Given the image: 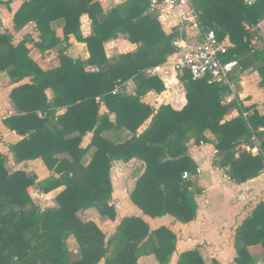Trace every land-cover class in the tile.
I'll return each mask as SVG.
<instances>
[{
  "label": "trees",
  "instance_id": "trees-1",
  "mask_svg": "<svg viewBox=\"0 0 264 264\" xmlns=\"http://www.w3.org/2000/svg\"><path fill=\"white\" fill-rule=\"evenodd\" d=\"M13 0H0L9 7ZM200 29L214 31L220 41L232 46L224 62H237L241 72H257L264 89V49L253 45V29L264 20V0H192ZM150 0H126L105 13L97 0H26L14 16L16 32L34 23L39 33L34 47L40 52L57 51L59 65L43 70L30 57L28 38L17 46L9 32L0 34V74L10 85L11 101L18 112L4 124L25 137L10 147L15 161L41 159L58 177L38 181L33 173L8 169L0 152V264H138L145 255H154L159 264H169L176 251L177 237L161 227L151 231L140 217L124 218L108 237L95 222H82L81 210L96 209L102 217L115 221L111 180L112 163L137 158L146 171L131 194L132 202L145 215H167L187 224L197 218L196 196L201 192L185 173L198 167L187 155L188 143L212 144L217 150L214 166L225 170L238 184L258 178L264 171V115L237 102L224 105L229 92L225 84L209 85L194 80L189 72L180 74L187 105L180 111L170 105L155 110L142 102L150 92L162 94L165 84L147 71L165 64L177 52V32L167 35L159 15L149 11ZM88 15L92 35L81 34V17ZM59 23L64 38L53 27ZM0 20V28L2 27ZM73 35L88 47L90 58L83 62L67 55ZM126 39L138 45L135 53L108 58L105 44ZM28 79V82H24ZM133 81L136 92L127 95L123 86ZM50 91V98L47 92ZM105 105L108 114L101 115ZM237 109L239 115L226 117ZM63 112L60 114V112ZM115 114L116 122L110 121ZM141 134L138 130L149 120ZM109 129H126L130 140L117 144L103 137ZM92 133L88 148L83 138ZM207 134L215 139L210 140ZM260 143L259 153L253 149ZM94 149L90 160L86 155ZM57 208L43 210L30 189L51 193ZM77 241L81 258L72 261L67 247L70 237ZM264 251V202L237 230L236 264H256L251 248ZM178 264H205L197 249L180 255ZM212 264H219L213 260ZM264 264V263H262Z\"/></svg>",
  "mask_w": 264,
  "mask_h": 264
},
{
  "label": "crops",
  "instance_id": "crops-1",
  "mask_svg": "<svg viewBox=\"0 0 264 264\" xmlns=\"http://www.w3.org/2000/svg\"><path fill=\"white\" fill-rule=\"evenodd\" d=\"M6 1V0H4ZM26 0H13L9 7L0 6V20L2 27L0 34L6 31L13 35L14 45H18L28 38L27 48L30 50L31 59L43 70L56 68L59 65L57 51L42 53L34 47V42L38 41L39 33L36 31L34 23L28 24L24 29L16 32L14 29V16L22 7ZM105 13L113 8L123 4L126 0H97ZM254 3L257 0H248ZM149 12V11H148ZM181 11L175 13H165L159 16V22L163 31L170 35L174 32L179 34L175 40L176 47H197L204 39V34L198 22L186 21L184 25L178 23V16ZM81 34L84 38L92 35V23L88 15L81 17ZM57 36L64 38L62 26L59 23L53 24ZM255 35L253 45L258 50L264 49V20L253 29ZM231 43L226 38L223 40ZM232 44V43H231ZM138 45L131 43L126 39L109 41L105 44V52L108 58H115L121 54L135 53ZM67 55L75 60L83 62L89 60L90 53L85 43L79 42L75 36L69 37V48ZM173 56V55H172ZM167 62L160 67L158 76L165 84L166 90L162 94L150 92L142 98V102L158 110L162 105H170L174 110L180 111L187 105L186 90L180 81V74L176 72ZM152 70V69H151ZM148 74V73H147ZM149 75V74H148ZM150 76V75H149ZM229 92L224 98H232V102H237L238 106L252 108L254 111L264 115V89L260 87L261 78L257 72H241L239 66L235 67L231 77ZM24 82H28V79ZM17 85H10L9 79L5 73L0 74V152L3 153L8 161L7 167L11 171L23 170L33 173L38 181H43L53 174L43 163L41 159L17 163L10 151V147L19 143L25 137L20 136L15 131H11L4 120L15 116L16 111L12 101L11 92ZM123 92L127 95H133L136 92V86L133 81H129L123 86ZM51 98V92H47ZM63 112L61 111L60 114ZM101 115L108 114L105 105L101 106ZM239 115L237 109H233L226 117L227 120L233 119ZM110 121L116 122L115 114H110ZM151 123L149 119L139 130L138 134L143 133ZM103 137L117 144H122L133 137V134L126 129H109L103 133ZM210 140L215 138L207 134ZM93 134L88 133L82 142V148H88L92 142ZM260 143L253 149L247 148L253 155L259 153ZM187 155L196 163L198 170L196 174L190 173V180L194 187L201 190L196 196L198 213L196 220L184 224L177 221L174 217L167 215L161 218H152L145 215L143 211L131 200V194L134 191L137 181L146 171V164L140 159H133L128 163L115 161L112 163L111 180L113 186L112 204L116 208L117 217L115 221L102 217L96 209L81 210L78 213L79 219L84 222H95L100 229L112 236L118 225L124 218L140 217L149 226L151 231L161 227H166L177 237L176 251L171 257L169 264H178L180 255L184 252L197 249L201 254L205 264H212L216 260L219 264H236L238 257L235 247L237 230L243 225L248 217L251 216L255 208L261 202H264V171L256 179L244 184H238L227 178L226 172L214 166L217 159V150L212 144L196 145L194 140L188 143ZM94 149H89L86 159L90 160ZM64 190L59 188L51 193L45 194L37 189L31 188L30 194H34L35 201L43 209L57 208L56 197ZM67 247L70 252V259L76 261L81 258L80 247L72 236L67 241ZM251 254L256 260V264L264 263V251L260 246L251 248ZM101 264H105L104 261ZM138 264H159L154 255H145L138 260Z\"/></svg>",
  "mask_w": 264,
  "mask_h": 264
},
{
  "label": "built area",
  "instance_id": "built-area-1",
  "mask_svg": "<svg viewBox=\"0 0 264 264\" xmlns=\"http://www.w3.org/2000/svg\"><path fill=\"white\" fill-rule=\"evenodd\" d=\"M178 11L182 12L178 16L180 25H184L186 21H197L192 0H150L149 12L151 13L161 16ZM231 46L229 42L220 41L214 31H209L204 34L202 43L197 47H178L168 64L179 74L189 72L194 80H205L209 85L225 84L232 87L230 80L238 64L223 61ZM159 70L160 67H156L147 73L157 77ZM232 101V98L227 97L222 103L226 105L231 104ZM183 179L189 180L190 175L185 173Z\"/></svg>",
  "mask_w": 264,
  "mask_h": 264
},
{
  "label": "rangeland",
  "instance_id": "rangeland-1",
  "mask_svg": "<svg viewBox=\"0 0 264 264\" xmlns=\"http://www.w3.org/2000/svg\"><path fill=\"white\" fill-rule=\"evenodd\" d=\"M32 196L34 197V198H36L37 199V197L34 195V194H32ZM37 203V202H36Z\"/></svg>",
  "mask_w": 264,
  "mask_h": 264
}]
</instances>
